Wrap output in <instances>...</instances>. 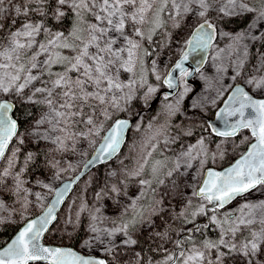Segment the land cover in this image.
I'll use <instances>...</instances> for the list:
<instances>
[{
	"label": "snow or ice",
	"instance_id": "6c2138e0",
	"mask_svg": "<svg viewBox=\"0 0 264 264\" xmlns=\"http://www.w3.org/2000/svg\"><path fill=\"white\" fill-rule=\"evenodd\" d=\"M209 55L215 87L188 115L184 63ZM81 165L102 178L61 211ZM257 191L264 0H0V232L13 229L0 264H264ZM81 231L78 247L64 242Z\"/></svg>",
	"mask_w": 264,
	"mask_h": 264
},
{
	"label": "rangeland",
	"instance_id": "374dc122",
	"mask_svg": "<svg viewBox=\"0 0 264 264\" xmlns=\"http://www.w3.org/2000/svg\"><path fill=\"white\" fill-rule=\"evenodd\" d=\"M232 29L237 28L238 26L231 24L229 26ZM165 55L171 57L172 62L175 61V59L178 57L172 53H165ZM164 57L162 56L161 59H163ZM216 75L215 73V66L213 65V61H212V57L211 55L208 56L207 62L205 63L204 67L201 69L200 72H198L196 74V79L200 85V92L198 95H196L190 102L189 107H187V101H188V95L189 93L184 97L182 104H181V111H186L187 108H189L190 110H194L191 108V105L194 103H197L199 101V99L201 98V96L208 94L212 88L215 87V81H214V76ZM201 76L206 77L207 79H202ZM227 82V81H225ZM183 84L180 85V89L179 92H183ZM190 87V86H189ZM191 89V87H190ZM170 100H174L175 97H170ZM166 103L163 99L161 100L160 104L158 105L159 107H163V104ZM162 109V108H161ZM161 111H158L155 115L157 116ZM145 115V119H146V113ZM174 120H179V119H183V117H180L179 114L173 118ZM130 139L127 142V144L125 145V149L126 150L128 147L131 146V144L133 143L134 140L138 139V134L131 132L130 133ZM41 150H44V146L41 145ZM27 149L29 150H35V146L32 144L27 145ZM58 159L61 160L62 164H66V163H72L74 166L77 163H80V158L77 155H73V154H66L64 156H58ZM224 164H226V162H224ZM78 170V169H77ZM104 171V168L101 167L100 171H97L96 168H94L93 170H91L80 182L79 184L76 186V188L74 189L73 193H71V195L69 196V198L67 199L65 205L63 206L61 211H64L65 207L68 206L69 201L70 200H76L77 203L79 202V199L81 197V193L82 190H87L86 192H84V196L87 199H91L92 194H93V190L96 187V181L100 178H102L101 173ZM181 171H183V169H181ZM190 172L192 170H189ZM73 173L75 172H70V173H66L65 174V178L71 176ZM35 176L39 177V178H45L47 176H50L51 173L48 172L45 169H41L38 170L34 173ZM59 181H57L58 183ZM91 182V183H90ZM249 198L252 199L253 201L259 200V199H264V191H257L254 193H250L249 194ZM242 201H240L239 198H237V201H234L232 205H230L229 207H236L238 203H241ZM173 206L176 208H179V205L177 204V202L173 201ZM166 219V218H165ZM62 235V233H54L53 236L47 240L48 242H53V243H57L59 242V238ZM84 235L83 231H81L79 233V235L77 237H82ZM73 240H67L65 239V243L71 244ZM139 241H140V236H139ZM79 245V242L76 244V246ZM138 249V248H137ZM136 249V250H137ZM128 253L127 249H117V254L119 256H124ZM96 254H100V253H96Z\"/></svg>",
	"mask_w": 264,
	"mask_h": 264
},
{
	"label": "water",
	"instance_id": "95a60500",
	"mask_svg": "<svg viewBox=\"0 0 264 264\" xmlns=\"http://www.w3.org/2000/svg\"><path fill=\"white\" fill-rule=\"evenodd\" d=\"M178 58H179V57H177L175 60H177ZM207 58H208V56L205 57V60H204V63H203V64L198 63V60H197V61H194V59H193L192 56L189 57V60L185 61V63H184V67H185L189 72H192V73H193L192 76H188V77L186 78L187 81L192 80V77H193L194 74L197 72V71H196L197 68H199V70H200L202 67H204V65H205V63H206V61H207ZM173 75H174V77H175V76L178 75V73H173ZM192 82L195 83V81H193V80H192ZM178 90H179V89H178ZM178 90H177V91H178ZM169 91H172V90H169V89H167L166 87H164V88L161 90V93H165V92H169ZM160 95H161V94H158V98H157L156 101L153 102L152 107H154L155 104L159 101ZM226 95H227V93H226ZM222 106H223V105L220 104L219 107H222ZM217 111H218V108L216 109L215 113H216ZM211 119H212L213 122H215V123H217V124L220 123L219 121H216V117H215V115H214V117L211 118ZM122 150H123V149H122ZM90 155H91V154H90ZM89 158H90V157H89ZM224 166H226V165H224ZM93 169H94V168H93ZM93 169H91V170H93ZM91 170L83 169V167H82V165H81V168H80V169H78L75 173H73L71 176H69V177H74L75 175H77V172H80V171L83 172V175L80 176L79 181H77L76 183L73 184V186H72V191L68 193V198H69V196L71 195V193L74 191V189L76 188V186L79 184V182H80V181H81V180H82V179H83V178H84V177H85V176H86ZM63 182H68V177H66V178L64 179ZM58 183H61V182L59 181ZM66 201H67V200H66ZM65 203H66V202H65ZM63 206H64V205H63ZM63 206H61V210H62ZM46 242H48V241H46ZM50 243H53V242H50ZM70 245H71V244H70ZM71 246H73V247H77V246H74V245H71ZM94 254H95V255H100V254H96V253H94Z\"/></svg>",
	"mask_w": 264,
	"mask_h": 264
},
{
	"label": "flooded vegetation",
	"instance_id": "af4514ba",
	"mask_svg": "<svg viewBox=\"0 0 264 264\" xmlns=\"http://www.w3.org/2000/svg\"><path fill=\"white\" fill-rule=\"evenodd\" d=\"M207 59H208V58H207ZM206 62H207V61H206ZM202 68H203V67H202ZM202 68H201V69H202ZM201 69H200L198 72H200ZM198 72H196V73L194 74V76L192 77V80L195 81V83L192 82V80L187 81V82H188V85L191 87V89H190V91H189V95H188L187 107H189V104H190L191 100H192L196 95H198L199 92H200V85H199V83H198V81H197V79H196V74H197ZM163 88H164V87H162L161 90H162ZM179 89H180V87H179ZM193 90H194V91H193ZM178 91H179V90H178ZM225 95H226V94H225ZM172 97H173V96H172ZM162 99H163V95H162V93H161L160 98H159V101L155 104V107L158 106V105L160 104V102H161ZM219 106H220V105H219ZM216 109H217V108H214V109H212L211 111L207 112V116L210 117V118H213L214 115H215V111H216ZM193 111H194V110H190L189 108H187V110H186V112H187L188 115H191ZM196 118H199V117H196ZM157 223L159 224L160 222L158 221ZM146 240H147V234L142 232V233L140 234L139 245H140V247H143L145 250H147V248H148V244L145 243ZM137 250H139V248H138ZM146 254H150V253H146Z\"/></svg>",
	"mask_w": 264,
	"mask_h": 264
},
{
	"label": "trees",
	"instance_id": "16d2710c",
	"mask_svg": "<svg viewBox=\"0 0 264 264\" xmlns=\"http://www.w3.org/2000/svg\"><path fill=\"white\" fill-rule=\"evenodd\" d=\"M234 25H236V26H239V24L238 23H233ZM161 108L162 107H159V106H154V107H152L151 108V110H149V111H146L145 113H146V120H149V119H151L152 117H154V116H156L155 114L158 112V111H161ZM144 113V114H145ZM131 133V132H130ZM130 133H129V136H128V140H127V142L129 141V139H130ZM127 142H126V144H127ZM42 151V150H41ZM126 150H122V153H124ZM224 165H226V164H224ZM102 166H100V168H101ZM38 171V170H37ZM73 193V192H72ZM13 234V229H11V228H9V229H7V230H4L3 232H0V242H3L4 240H7L11 235ZM79 242V237H77L74 241H72V243H71V245H74V246H76V244ZM78 247V246H77Z\"/></svg>",
	"mask_w": 264,
	"mask_h": 264
},
{
	"label": "bare ground",
	"instance_id": "6f19581e",
	"mask_svg": "<svg viewBox=\"0 0 264 264\" xmlns=\"http://www.w3.org/2000/svg\"><path fill=\"white\" fill-rule=\"evenodd\" d=\"M194 91V90H193Z\"/></svg>",
	"mask_w": 264,
	"mask_h": 264
}]
</instances>
